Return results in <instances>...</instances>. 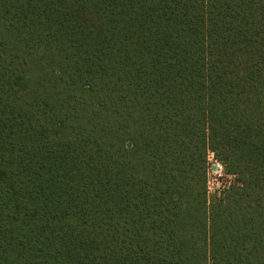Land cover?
<instances>
[{"label":"trees","instance_id":"obj_1","mask_svg":"<svg viewBox=\"0 0 264 264\" xmlns=\"http://www.w3.org/2000/svg\"><path fill=\"white\" fill-rule=\"evenodd\" d=\"M0 264H264V0H0Z\"/></svg>","mask_w":264,"mask_h":264},{"label":"rangeland","instance_id":"obj_2","mask_svg":"<svg viewBox=\"0 0 264 264\" xmlns=\"http://www.w3.org/2000/svg\"><path fill=\"white\" fill-rule=\"evenodd\" d=\"M233 178L224 173L220 163L213 160V155L210 156V167L208 169V186L210 195H215L219 191L227 187Z\"/></svg>","mask_w":264,"mask_h":264}]
</instances>
